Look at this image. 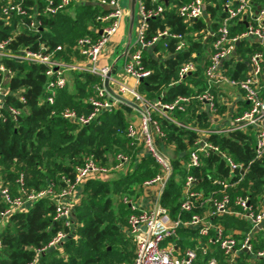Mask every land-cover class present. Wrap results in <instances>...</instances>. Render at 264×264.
<instances>
[{
  "label": "trees",
  "instance_id": "16d2710c",
  "mask_svg": "<svg viewBox=\"0 0 264 264\" xmlns=\"http://www.w3.org/2000/svg\"><path fill=\"white\" fill-rule=\"evenodd\" d=\"M141 1L146 9L162 3ZM189 1L167 0L163 2L164 12L148 19L147 39L168 29L183 34L188 46L185 51L175 53L174 41L162 39L154 46L155 51L160 50L168 55L162 61L144 51V65L151 73L139 83V92L149 101L171 103L178 96L192 98L185 105L184 113H173L185 122L189 121L187 114L196 115V107L200 102L193 98L206 88L203 70L206 52L212 42V38H208L203 44L202 33L194 36L195 32L205 29L204 20L199 19L193 28L187 29L178 16L177 6ZM224 1L208 0L205 9L212 21L213 30L226 15ZM32 2L27 0V6H31ZM27 10L32 14V10ZM99 14L102 12L96 5L71 3L56 15L40 16L41 27L38 31H30L22 25V21H30L28 17L12 16L4 19L0 16V42L10 39L9 48L13 51L24 48L38 51L42 46L50 51L61 45L63 50L55 55L65 62H71L77 57L74 43L82 36L93 35L88 27L98 24L96 17ZM243 29L244 25L235 21L230 32L238 33ZM164 43L166 47H163ZM256 51L264 52V47L241 41L237 45L240 59L225 63L229 69L228 75L239 79L246 69L247 59ZM188 60L197 63V70L182 82L174 84L179 66ZM3 63L12 75L4 82L8 93L3 99L4 108L0 110V186L7 187L13 196L17 194L16 180L19 175H23L27 189L40 191L50 186L53 191L59 192L65 185L62 178H73L75 169L89 156H93L96 163L103 166L113 165L119 153L128 155L130 161H133L137 146L126 136L130 107L121 104L119 108L104 112L83 126L59 115L66 108L79 114L91 111L88 100L99 84L96 76L80 72L68 73L66 87L57 93L53 104H48L45 101L46 77L42 65L12 59H4ZM8 108L19 110L15 119L8 113ZM154 117L165 134L166 142L175 144V151L184 154L180 160L186 161L187 147L193 144L196 135L157 115ZM209 140L237 163L246 165L254 157L252 134L237 131L227 136L213 135ZM180 160L172 161V175L160 196L161 205L168 209L172 218L178 214L187 175L195 176L205 192L218 189L212 183L213 179L228 176L225 163L217 154L201 157V164L197 168L187 169L185 164H180ZM157 172L156 163L148 156L117 179L87 180L79 188L70 227L65 226V219L54 218L56 206L51 198H40L30 204L25 212L12 213L0 229V264H132L135 247L124 231L129 209L123 203V198L137 197L143 183ZM246 192L250 193L251 201L255 203L264 198V157L250 166L245 180L231 189L229 194L234 197ZM7 208L8 205L0 198V212ZM190 215L185 212L181 218ZM216 222L226 229L238 225L245 227L238 219L227 216L217 217ZM59 231L67 234L66 239L58 246L38 254V250L44 248ZM211 247L207 256H215L220 264H228L219 247ZM259 248H264V242L256 246L255 250Z\"/></svg>",
  "mask_w": 264,
  "mask_h": 264
},
{
  "label": "built area",
  "instance_id": "2783aa9c",
  "mask_svg": "<svg viewBox=\"0 0 264 264\" xmlns=\"http://www.w3.org/2000/svg\"><path fill=\"white\" fill-rule=\"evenodd\" d=\"M32 5L27 6V0H0V16L8 19L12 16L30 18L29 22L22 21L30 31H38L41 27L40 16H51L64 11L71 3L80 0H32ZM101 9L102 14L96 17L97 25L93 26L94 36L86 35L78 38L73 45L77 53L71 62H65L55 55L62 51L61 45L47 51L41 47L38 51L28 48L13 51L9 48L10 39L0 42V110L4 108V98L8 91L4 82L12 75L5 67L4 59H12L18 62H27L42 65L45 68L46 77L45 101L53 104L57 93L67 85V75L70 72L88 73L99 79L95 86V92L88 102L91 111L88 114H79L75 110L66 108L59 115L67 120L74 121L80 126L92 122L98 115L111 112L121 104L113 98L104 87V79L109 67L100 64L102 59L109 60L117 45L111 43V39L122 27V21L127 15V10L121 6L122 0H90ZM162 1L157 7L146 9L141 0H138V20L135 25L134 42L127 50L123 65L109 78L111 90L118 96L134 103L142 111L130 107L141 114L138 126L128 125L126 136L134 143H140L146 154L153 159L158 167L157 174L143 183L142 188L159 186L160 192L155 202L149 207H140L137 202L123 198L129 213L126 220V232L135 246V257L132 264H195L198 253L204 258L203 264H220L214 256H207L209 245H218L222 254L228 258V264H237L239 253H247L253 260L264 259V250L255 251L252 240L255 235H264V199L260 208L251 201L250 193L231 197L229 191L242 183L249 173L250 166L264 157V52L256 51L249 56L248 72L243 79H233L224 69V62L234 57L237 45L241 41L257 43L264 47V6H258L257 0H226L223 3L225 17L219 22L215 30L203 29L201 32L205 39L212 38L210 44L211 53L208 64L204 69L207 88L193 99L207 105L210 112L216 111L215 97L212 89L216 85L236 88L242 92L239 96L246 106L241 111L228 112L231 116L229 125L224 131H209L207 136H227L232 132H244L254 137V157L246 165L235 162L226 152L209 140L197 137L192 144V150L188 154L186 168H197L201 164V157L211 153L219 155L227 169L225 180H212L218 189L203 194L193 187L198 180L193 175H187L182 188V196L178 214L172 218L168 209L161 205L160 196L168 179L172 175L173 167L170 157L164 152L162 145L165 142V134L161 129L155 115L163 118L179 127L185 128L176 122L172 114L175 111L184 113L185 105L192 98L178 96L171 103H162L160 100H147L140 94L135 86L150 75L143 61V52L154 48L162 39L174 41V52L185 51L187 41L183 34L170 32L168 29L158 32L150 39L146 38L148 19L160 16L165 7ZM28 9L32 10L29 14ZM205 9L204 0H191L177 6V14L182 18L187 29L193 28L201 19ZM238 21L244 25V29L238 33H231L230 28ZM194 36L195 33H194ZM167 44L164 43L163 47ZM195 55L193 54V57ZM197 70L196 62L188 60L183 62L177 71V80L174 84L184 80L186 76ZM132 80L135 86H129ZM22 100V99H21ZM236 101V100H235ZM8 113L15 119L19 110L8 108ZM1 117V114H0ZM186 129V128H185ZM190 131V130H189ZM191 132H194V130ZM196 135V134H195ZM130 162V157L119 153L115 156V163L103 166L96 163L93 156L85 159L84 163L75 169L73 178H62L64 187L55 192L51 187L40 191L27 189L23 175L16 180L17 194L12 195L7 187L0 186V198L8 205L4 212H0V229L4 220L15 212H25L27 207L40 198H51L56 206L55 219H65V226L70 227L73 206L77 201L78 190L87 180H105L113 171L124 167ZM211 210L206 215L197 213L208 206ZM193 211H197L193 213ZM190 213L188 218L182 219L183 213ZM221 216H234L246 222L250 230L241 241L233 237L224 236L223 228L214 225L212 219ZM180 228H193L199 239L195 248L180 250L175 243L177 231ZM67 234L59 231L50 242L38 254L46 249H51L61 244ZM207 238L202 243L201 238ZM261 242V240H259ZM1 245V243H0Z\"/></svg>",
  "mask_w": 264,
  "mask_h": 264
},
{
  "label": "crops",
  "instance_id": "0c3cea01",
  "mask_svg": "<svg viewBox=\"0 0 264 264\" xmlns=\"http://www.w3.org/2000/svg\"><path fill=\"white\" fill-rule=\"evenodd\" d=\"M259 0H257V5L258 6H264L262 4H260L258 2ZM205 2V8L206 6L209 4L208 0H204ZM75 4H82V5H94L95 4L93 2H91L90 0H86L84 3H77L74 2ZM202 20H204L205 22V29H209V30H213L211 28L212 25V21L210 20L209 16L206 13V9H204L203 12V16L201 17ZM88 29L92 32V36H94V32H93V27L89 26ZM201 32H195L196 37L200 34ZM96 36V35H95ZM206 40L204 37L202 38V43L205 44ZM146 53L153 57L154 59H158V60H164L168 55L166 53H162V51L157 50L155 51L154 48L152 49H148L146 50ZM206 65L208 64V58L209 55L211 53V48L207 49L206 52ZM160 58V59H159ZM238 59H240L239 54L237 53V47L235 49L234 52V57L231 58L230 60H232V62H236ZM249 59V58H248ZM248 59L246 61V69L245 71L242 73L241 77L239 79H243L247 72H248ZM230 60H228L227 62H229ZM107 60L102 59L100 64H105L104 62H106ZM197 65V63H196ZM205 65V67H206ZM224 69L226 68L227 70V74H228V67L226 66L225 62H224ZM204 67V69H205ZM191 74H189L188 76H190ZM203 77H204V70H203ZM205 79V77H204ZM142 82V81H141ZM182 82V81H181ZM180 83V82H179ZM205 83H206V79H205ZM128 85L134 87L135 83L132 80L128 81ZM139 92V84L137 86H135ZM225 87L228 88H232L236 91V99L235 97L231 100L228 99V97L225 96V94H222L221 91L223 89H225ZM206 88H207V83H206ZM205 88V89H206ZM205 89L203 91H205ZM140 93V92H139ZM212 93L215 97V104H216V111L210 112L207 108V105L203 102H200L197 107H196V115L194 116H190L189 114L186 115V118H188V122H185L182 119H178L176 118L173 114V118L176 120V122H178L179 124L183 125L185 128V130H194L197 139H205V140H209V136H207V133L209 131H224L225 128L229 125L231 116L229 115L228 112L233 111L234 113L237 111H241L242 109L245 108V104L238 100L239 96L242 94V92L238 91L236 88L233 87H229V86H225V84H221V85H216L213 89H212ZM220 93V94H219ZM141 94V93H140ZM143 95V94H142ZM236 100V101H235ZM201 114V115H200ZM202 114H204V117L202 116ZM199 116V117H198ZM127 120H128V124L129 125H133V126H138L140 124L141 121V114L133 109L130 108V113L127 114ZM174 124V123H173ZM176 125V124H175ZM193 133V132H192ZM223 134H220L218 136H222ZM210 141V140H209ZM134 146V145H133ZM135 149H136V156L133 159V161L129 162L128 164H126L124 167L117 169L115 171H113L107 178H109L108 180H112V179H117L121 176H124L127 172L130 171L131 166H134L135 163L139 162L142 158H146L148 157V155L146 154L145 150L143 149V147L141 146L140 143H135ZM162 148L164 150V152L170 157L171 162L175 159H182L184 157L183 153H178L175 151L176 146L173 143H167L166 140L162 145ZM192 150V145L187 147V159L186 161L184 160H180V164L181 165H186L187 161H188V154L189 152ZM152 159V158H151ZM107 178L105 180H107ZM218 180H225V178L223 179H219V178H215ZM214 180V179H213ZM195 190L202 192L203 194H207L208 192H205V189L203 188L202 185H198V183L193 187ZM160 192V187L159 186H152V187H148V188H142V191L140 192V194L137 197H134V199L130 198L131 200L137 202V204L140 207H149L151 206L158 194ZM182 196V193H181ZM264 199V198H263ZM263 199L258 200L256 204V206L258 208H260ZM211 210V208L208 206L204 207L202 210L198 211L197 213L201 214V215H206L209 211ZM229 217V216H227ZM216 218L212 219V222L214 223V225H219L223 228V233L224 236H229V237H233L234 239H236L237 241H241L244 236L248 233V231L250 230L249 225L244 222L242 219L238 218V217H234V216H230V218H235L238 219L239 221H241L242 223L245 224V227L242 228V226L238 225L235 228L232 229H226L224 228L221 224H218V222H216ZM186 220V219H185ZM124 231L126 232V223L124 226ZM192 232V233H191ZM195 232V233H193ZM127 234V232H126ZM128 235V234H127ZM207 240V238H201V242L205 243ZM259 240H261V242H259ZM199 239L197 238V233L195 231V229L193 228H180L177 231V238L175 239V243L178 246V248L180 250H185L188 248H195L197 246ZM264 242V235H255L253 240H252V245H253V249L255 250V247L260 246L261 243ZM212 245H216V244H211L209 245V250L212 248ZM218 246V245H216ZM135 247V246H134ZM220 250V249H219ZM259 250H264L263 249H257L255 251H259ZM136 251V250H135ZM135 251H134V255H135ZM211 251V250H210ZM215 257V256H214ZM226 261L228 263V258H226ZM204 258L202 257L201 253H198V260L195 264H203ZM260 262H264V259H260V260H253L250 255H248L247 253H239L238 258L236 259V263L237 264H260Z\"/></svg>",
  "mask_w": 264,
  "mask_h": 264
},
{
  "label": "water",
  "instance_id": "95a60500",
  "mask_svg": "<svg viewBox=\"0 0 264 264\" xmlns=\"http://www.w3.org/2000/svg\"><path fill=\"white\" fill-rule=\"evenodd\" d=\"M123 2H124V5L122 6V2H121V6L124 9L127 10V15L125 17V20H126V35H125V39H124L123 45L116 47V49H118V53H117L116 57L113 60H111V62L108 64L109 71L107 73L106 78L104 79V87H105L106 91L113 98L118 100L119 102L124 103V104L136 109L137 111H142L141 108L138 107L137 105H135L134 103L124 99L123 97H120V96L116 95L111 90V88L109 86V78H110V76L115 71L119 70L118 62L121 61V60L122 61L124 60V57H125V54H126L127 50L130 48V46L134 42V31H135V25H136V20H137L136 6L138 4V0H123ZM114 52L116 53V51H114ZM115 53H113V54L115 55Z\"/></svg>",
  "mask_w": 264,
  "mask_h": 264
},
{
  "label": "rangeland",
  "instance_id": "374dc122",
  "mask_svg": "<svg viewBox=\"0 0 264 264\" xmlns=\"http://www.w3.org/2000/svg\"><path fill=\"white\" fill-rule=\"evenodd\" d=\"M85 1L86 0H80L77 3H84ZM258 2L260 4H262V5H264V0H259ZM123 5H124V2L122 0V6ZM136 11H138V4L136 6ZM137 20H138V13H137ZM137 20H136V23H137ZM125 35H126V20L123 19V21H122V27L120 28V30L118 31V33L111 39V43L112 44H116L117 47L123 45L124 39H125ZM114 51H116V53L114 52L115 55L114 54L111 55L110 60H107L106 62H104L105 64L108 65L111 62V60H113L116 57V55L118 53V49H116ZM122 65H123V61L121 60V61L118 62V68H119V70L121 69ZM221 93L222 94H225V96L228 97V99H231L232 100L234 97L236 99V95H237L236 94V91L234 89H232V88L225 87V89H223L221 91ZM107 179H109V178H107ZM78 194H79V192H78ZM125 197L126 198H129V199L130 198L134 199L135 196H133V197H127V196H125ZM77 198H78V196H77ZM5 221L6 220H4L3 224L5 223Z\"/></svg>",
  "mask_w": 264,
  "mask_h": 264
}]
</instances>
